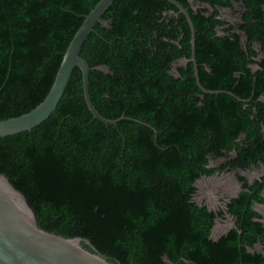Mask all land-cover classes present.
I'll return each mask as SVG.
<instances>
[{"label":"trees","instance_id":"16d2710c","mask_svg":"<svg viewBox=\"0 0 264 264\" xmlns=\"http://www.w3.org/2000/svg\"><path fill=\"white\" fill-rule=\"evenodd\" d=\"M99 1L0 0V121L43 101ZM176 1L194 25L200 84L225 93L199 90L191 31L175 6L115 0L80 56L91 68L94 108L119 121L93 119L76 68L48 120L0 138V174L24 195L41 229L87 239L111 263L264 264L254 251L264 245L254 210L264 205V173L252 183L236 174L240 192L216 211L194 202L202 177L264 166V0ZM234 7L244 44L219 18L218 9ZM225 216L233 227L212 240Z\"/></svg>","mask_w":264,"mask_h":264},{"label":"water","instance_id":"95a60500","mask_svg":"<svg viewBox=\"0 0 264 264\" xmlns=\"http://www.w3.org/2000/svg\"><path fill=\"white\" fill-rule=\"evenodd\" d=\"M115 0H100L84 16L82 25L70 41L54 78L53 84L34 109L19 117L0 121V138L30 132L48 120L56 111L69 84L73 71L77 68L82 76V93L87 109L93 119L106 125H115L119 120H109L94 108L89 94L90 66L80 56L88 37L106 10ZM175 6L187 20L191 31V60L194 77L199 90L204 94H222V91H208L200 84L195 60V29L188 11L176 0H166ZM247 40V38H246ZM126 119V118H122ZM255 206V204H254ZM91 248L88 250L83 247ZM0 264H114L99 254L84 238L63 237L40 228L35 213L24 195L0 174Z\"/></svg>","mask_w":264,"mask_h":264},{"label":"rangeland","instance_id":"374dc122","mask_svg":"<svg viewBox=\"0 0 264 264\" xmlns=\"http://www.w3.org/2000/svg\"><path fill=\"white\" fill-rule=\"evenodd\" d=\"M192 2V1H191ZM219 18L226 24L234 27V31L241 36V41L244 44L246 38L238 31V26L241 23V9L234 7L233 9H218ZM221 33V32H219ZM255 49L258 48L255 46ZM185 62L181 61L173 67V74L176 75V68L181 67ZM254 69V68H253ZM223 163V160H211L210 168H218ZM264 173V166L253 168L248 171H224L216 173L211 177H202L197 182V193L194 196V202L197 205H204L211 211H216L218 208H223L224 204L231 198L236 197L240 191V185L236 179V174L244 176L249 182L258 180ZM264 196V193H263ZM254 210L261 215V222L264 225V205L256 204ZM233 227V219L225 216L224 219H217L212 230L211 239L217 240L222 235L227 233ZM255 252L264 255V245H257L254 248Z\"/></svg>","mask_w":264,"mask_h":264},{"label":"flooded vegetation","instance_id":"af4514ba","mask_svg":"<svg viewBox=\"0 0 264 264\" xmlns=\"http://www.w3.org/2000/svg\"><path fill=\"white\" fill-rule=\"evenodd\" d=\"M250 183H252V182H250ZM240 185V184H239ZM240 192V191H239ZM263 193H264V191H263ZM263 193H262V195H263ZM264 197V196H263ZM256 205V204H255ZM260 205H262V204H260ZM254 208H255V206H254ZM262 220V219H261ZM229 231V230H228Z\"/></svg>","mask_w":264,"mask_h":264}]
</instances>
